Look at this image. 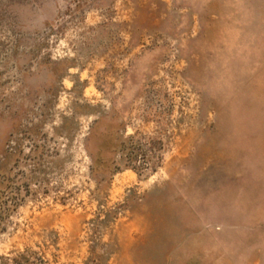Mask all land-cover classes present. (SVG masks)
Instances as JSON below:
<instances>
[{"label":"rangeland","instance_id":"374dc122","mask_svg":"<svg viewBox=\"0 0 264 264\" xmlns=\"http://www.w3.org/2000/svg\"><path fill=\"white\" fill-rule=\"evenodd\" d=\"M0 264H264V0H0Z\"/></svg>","mask_w":264,"mask_h":264}]
</instances>
